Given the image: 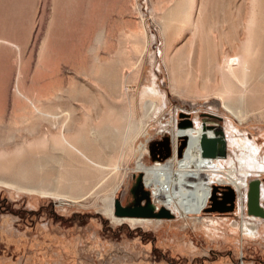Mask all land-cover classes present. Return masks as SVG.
Instances as JSON below:
<instances>
[{
    "label": "rangeland",
    "instance_id": "374dc122",
    "mask_svg": "<svg viewBox=\"0 0 264 264\" xmlns=\"http://www.w3.org/2000/svg\"><path fill=\"white\" fill-rule=\"evenodd\" d=\"M202 5L199 29L220 36L211 40L206 61L239 51L247 35L259 52L245 101L235 112L210 90L177 87L166 60L169 20L187 9L202 16ZM59 8L71 24L69 33L92 34L95 49L86 73L75 67L78 61L58 55V44L66 42L53 34ZM90 12L87 0H0V28L10 41H0V264H264V217L250 220V188H233L243 176L239 146L231 151L233 163H227L229 150L226 158L217 157L223 170L215 176L217 201L214 186L201 214L138 222L118 219L114 205L109 212L113 199L134 205L138 179L145 177L139 164L172 159L183 137L190 141L194 133L207 136L221 126L241 144L246 137L255 140L264 153V0H105L101 12L108 26L138 34L130 49L137 60L133 68L130 54H115L117 40L111 52L102 46L106 27L102 35L85 33ZM193 31L187 27L172 51ZM39 110L68 115L78 144L101 166L54 143L51 134L61 121ZM181 120L194 123L193 129L182 131ZM230 189L235 210L222 211L231 205L222 204ZM144 190L151 197V188ZM244 221L258 224L259 233L242 231Z\"/></svg>",
    "mask_w": 264,
    "mask_h": 264
},
{
    "label": "bare ground",
    "instance_id": "6f19581e",
    "mask_svg": "<svg viewBox=\"0 0 264 264\" xmlns=\"http://www.w3.org/2000/svg\"><path fill=\"white\" fill-rule=\"evenodd\" d=\"M60 1L61 0H59V3ZM87 1L91 10V22L88 24L85 33L87 34L89 32L88 34H90L93 32L96 35H102L106 27L109 33L105 41H103L104 44L102 46L107 51L110 50L111 52V41L113 39L117 40L119 42V48L115 51V54L117 57L126 53L130 54L131 59L129 65L133 68L137 60L133 57L134 55H131L132 51L130 49L134 48L133 46L137 40L138 34L132 31L126 34L123 33L122 30L115 29L113 26H108L107 16L102 15L103 13L101 12L105 0H100V2H95L94 0ZM185 1L187 3L192 2V0ZM203 10L204 8L202 5L199 11L202 13V16L198 15V17H193L192 10L187 9L179 15L177 19L169 20L170 33L167 35L166 60L171 70L173 81L177 87H187L193 90H210L214 92L216 96L222 98L230 111L235 112L236 108L239 107H236L237 104L245 101L246 93H248L251 84V78L255 73L254 62L259 52L251 46L252 44L249 43L251 37L247 35L246 39L242 42V49L239 51L233 54L228 53L222 59L215 62L210 60L206 61L204 55L207 52L211 40L216 41L220 36L218 34L212 35L199 29L201 23L205 20ZM61 12L59 8L58 19H55L57 23H55L56 27H54L53 34L58 36L59 39L66 38V42L62 45L60 41L58 44L60 49L58 55L60 59H65L73 64L78 61L75 67L78 68L80 72L86 73L92 59L90 53L94 51L93 45H95H92L90 41L91 37L89 38L92 34L88 36L86 34V36L79 35L78 37L74 35L75 33L72 34L73 30L72 33H69L68 26L70 23L68 24L66 18L64 16L62 17ZM63 15L65 14L63 13ZM60 24L61 28L57 29ZM189 26L194 30L193 33L179 50L173 52V41H178L182 38L184 31ZM172 29H176V33L173 36L171 35ZM123 35L124 38H122ZM0 41L4 43L10 42L6 37V29L3 26L0 28ZM133 50L135 52V49ZM95 58L105 59L104 57L98 56V54H95ZM150 91L151 96L157 95L155 88L151 87ZM39 112L45 118L54 119L55 123L61 121L58 131L55 134H51V140L54 143L58 145L64 144L71 151L79 153L84 160L94 165L101 166V164L94 161L86 153L84 147L82 148L78 144L75 136H73L72 127L74 126H71L68 115L62 112L51 113L40 110ZM238 115L241 116L242 113L240 112ZM193 124L194 123L189 124L186 120H181L179 123L182 131L192 130L193 128L191 127ZM214 129L215 131H208L207 136L203 133H194L190 141L189 137H183V141L186 142L183 151L189 141L188 148L184 153L182 152L183 157L182 155L178 156V149V153L177 150H174L173 158L166 162L156 161L152 166H148L144 163L139 164V170L141 173L143 172L145 174L143 186L151 188V199L156 211H160L161 208H167L173 215L175 213L188 215L201 214L203 212L209 203L212 189L217 182L215 176H222L221 174L223 171L221 166L222 162L219 161L218 163L217 160V157L218 159H220V157L211 155L208 150V145L221 138L226 139L227 150L230 152L229 160H227L228 164L234 162L231 151H235L236 153V146H239L244 152V156L240 157L242 167L241 175L243 176L238 178L237 181H233L234 190L240 191L246 189L248 193L252 182L251 180L259 178L257 180L261 181V205L264 208V182L262 180L264 176V174H262V172H264L263 150L258 147V143L255 140L251 143L250 139L246 137L244 143L241 144L235 133L225 134L221 126ZM77 132H80V128L77 129ZM48 138H50L49 134L44 137V140ZM245 148L248 150L247 152L244 151ZM113 205L114 199L111 203L110 213H113ZM247 217L254 221L263 220V218L255 215H248ZM121 218H133L131 220L138 222L148 221V219L144 218L134 219L135 217H119L118 219L122 220ZM242 231L246 232V234L248 232L250 235H256L259 233V226L258 224L253 226L246 223L245 229Z\"/></svg>",
    "mask_w": 264,
    "mask_h": 264
},
{
    "label": "water",
    "instance_id": "95a60500",
    "mask_svg": "<svg viewBox=\"0 0 264 264\" xmlns=\"http://www.w3.org/2000/svg\"><path fill=\"white\" fill-rule=\"evenodd\" d=\"M189 122V121H188ZM191 124V122H189ZM226 127V126H225ZM186 142L183 141L179 147V156L182 155L183 148ZM227 142L226 139H219L217 141H213L209 143L208 150L211 155H217L219 157H227ZM218 187H214V193L212 197V201H217L216 191ZM135 195V203L133 206H124L121 203L120 199H115L114 202V214L117 217H135V218H170L174 215L167 208H161L160 211H156L150 197V192L144 190L142 176L138 179L137 187L134 190ZM227 197L222 204L230 203V206L222 208V211H234L235 210V192L230 189V192H227ZM146 202L143 204V202ZM218 203L215 204V208L217 209ZM248 214L255 216L264 217V208L261 205V181L253 180L250 185L249 191V203H248Z\"/></svg>",
    "mask_w": 264,
    "mask_h": 264
}]
</instances>
